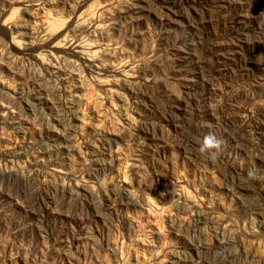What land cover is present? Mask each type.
Listing matches in <instances>:
<instances>
[{
	"label": "rangeland",
	"instance_id": "374dc122",
	"mask_svg": "<svg viewBox=\"0 0 264 264\" xmlns=\"http://www.w3.org/2000/svg\"><path fill=\"white\" fill-rule=\"evenodd\" d=\"M0 264H264V0H0Z\"/></svg>",
	"mask_w": 264,
	"mask_h": 264
},
{
	"label": "clouds",
	"instance_id": "9594fccd",
	"mask_svg": "<svg viewBox=\"0 0 264 264\" xmlns=\"http://www.w3.org/2000/svg\"><path fill=\"white\" fill-rule=\"evenodd\" d=\"M222 145V139L210 132L203 136L198 152L209 159H217L222 151Z\"/></svg>",
	"mask_w": 264,
	"mask_h": 264
}]
</instances>
